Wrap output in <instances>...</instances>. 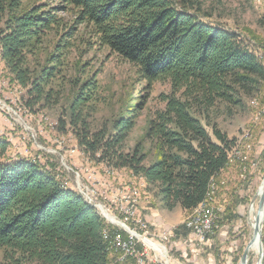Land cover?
<instances>
[{
	"label": "trees",
	"instance_id": "trees-1",
	"mask_svg": "<svg viewBox=\"0 0 264 264\" xmlns=\"http://www.w3.org/2000/svg\"><path fill=\"white\" fill-rule=\"evenodd\" d=\"M48 1L0 0L2 59L28 89L27 107L60 103L56 78L65 80L69 40L85 27L94 45L132 64L148 85L169 81L172 94L163 97L165 108L147 121L143 138L130 147L145 104L99 123L96 78L76 80L74 99L59 119L60 132L71 131L91 162L128 170L155 187L168 211L194 210L211 183L219 182L235 147L209 115L217 102L241 105L242 96L260 90L261 60L239 34L210 22L213 16L201 0ZM62 13L73 15L72 26ZM51 34L62 35L47 57L49 66L37 76L39 53ZM8 148L0 142V264H113L118 257L112 256L113 234L125 240L128 235L108 226L82 194L41 165L12 161Z\"/></svg>",
	"mask_w": 264,
	"mask_h": 264
},
{
	"label": "rangeland",
	"instance_id": "rangeland-1",
	"mask_svg": "<svg viewBox=\"0 0 264 264\" xmlns=\"http://www.w3.org/2000/svg\"><path fill=\"white\" fill-rule=\"evenodd\" d=\"M201 1L204 10L213 16L210 22L239 34L264 66V24H261L264 0ZM57 2L48 1L51 5ZM60 17L68 27L74 24L72 14L62 13ZM88 31L79 27L69 40L71 47L63 59L65 80L58 75L55 82L56 91L62 94L60 103L43 109L27 107L28 89L15 80L0 49V142L9 145L7 156L15 162L27 160L41 165L59 177L66 187L82 194L108 226L128 235L125 240L120 234H113L112 256H118L113 264L127 260L134 264H240L254 237L251 208L258 212L264 182V83L253 96H242L241 105L217 102L209 119L228 139L235 141L229 154L230 164L219 182L211 183L206 199L198 207L189 212L177 207L170 212L155 187L148 186L128 170L112 171L91 162L68 127L67 133L60 132L59 119L65 118L62 112H67V105L74 99L76 80L96 78L99 123L119 119L123 109L136 103L145 104L128 141L130 147L143 138L147 121L165 108L163 97L172 94L169 81L148 85L132 64L94 45ZM60 36L51 34L47 38L39 53L37 76L49 66L47 57L54 51ZM206 129L212 135L211 126ZM203 210L212 215L214 222L204 239L187 228L190 219L197 218ZM112 220L125 224L138 237L111 224ZM110 235L106 232V239L111 238ZM116 240L131 243L133 252L126 254ZM148 243L162 250L157 251ZM261 244L264 253V219ZM3 255L0 250V261ZM258 261V247L250 248L247 264ZM261 264H264V255Z\"/></svg>",
	"mask_w": 264,
	"mask_h": 264
},
{
	"label": "water",
	"instance_id": "water-1",
	"mask_svg": "<svg viewBox=\"0 0 264 264\" xmlns=\"http://www.w3.org/2000/svg\"><path fill=\"white\" fill-rule=\"evenodd\" d=\"M259 196H260V203H259L258 215L261 214L262 216H264V182H263L262 189L259 193ZM102 214H103L104 218L109 220L108 217L106 215H104V213H102ZM111 224L118 225L119 227L124 229L126 232L130 233L132 236L138 237L137 234L130 231V229L123 223H116L115 221L112 220ZM261 233H262V221L257 216L256 221H255V226H254L253 240L251 241L250 245L248 246V248L244 252V254L241 258L240 264H247L248 263V253H249L250 248H252L255 241L258 242V250H259V261L257 264L262 263L264 253H263L262 244H261Z\"/></svg>",
	"mask_w": 264,
	"mask_h": 264
},
{
	"label": "built area",
	"instance_id": "built-area-1",
	"mask_svg": "<svg viewBox=\"0 0 264 264\" xmlns=\"http://www.w3.org/2000/svg\"><path fill=\"white\" fill-rule=\"evenodd\" d=\"M198 215L201 216V224H191V226H188L187 228L192 229L198 237L204 239L211 231L212 225L214 224L213 217L204 210L202 214ZM116 244L118 247H121L126 254L133 252L131 243H121L119 240H116Z\"/></svg>",
	"mask_w": 264,
	"mask_h": 264
},
{
	"label": "bare ground",
	"instance_id": "bare-ground-1",
	"mask_svg": "<svg viewBox=\"0 0 264 264\" xmlns=\"http://www.w3.org/2000/svg\"><path fill=\"white\" fill-rule=\"evenodd\" d=\"M252 214H254L253 215V221H256L257 216H258V218H260L261 221H263L264 216H262L261 214L258 215V212H256V209L254 207L251 208V216H252ZM191 224H201V217L198 216L197 218H191L190 221H189V223H188V226H191ZM148 244L152 248H154L155 250H157V251H161L162 250V248H158V246H156L154 244H151V243H148ZM257 247H258V242L255 241L254 244H253V246H252V250H256ZM162 254H164V253H162Z\"/></svg>",
	"mask_w": 264,
	"mask_h": 264
},
{
	"label": "crops",
	"instance_id": "crops-1",
	"mask_svg": "<svg viewBox=\"0 0 264 264\" xmlns=\"http://www.w3.org/2000/svg\"><path fill=\"white\" fill-rule=\"evenodd\" d=\"M118 264H134L131 260H127L126 262H120Z\"/></svg>",
	"mask_w": 264,
	"mask_h": 264
}]
</instances>
